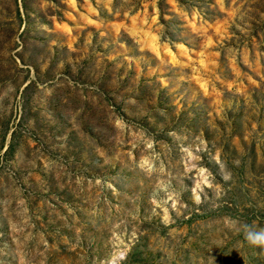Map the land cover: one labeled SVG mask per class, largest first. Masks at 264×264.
I'll return each mask as SVG.
<instances>
[{"label":"rangeland","instance_id":"obj_1","mask_svg":"<svg viewBox=\"0 0 264 264\" xmlns=\"http://www.w3.org/2000/svg\"><path fill=\"white\" fill-rule=\"evenodd\" d=\"M249 228L264 0H0V264H264Z\"/></svg>","mask_w":264,"mask_h":264},{"label":"clouds","instance_id":"obj_2","mask_svg":"<svg viewBox=\"0 0 264 264\" xmlns=\"http://www.w3.org/2000/svg\"><path fill=\"white\" fill-rule=\"evenodd\" d=\"M225 179H228L226 176ZM229 227H235L236 222L235 221H228ZM245 239L249 243V245L254 247H264V229L259 231H253L252 229H248L245 234Z\"/></svg>","mask_w":264,"mask_h":264}]
</instances>
